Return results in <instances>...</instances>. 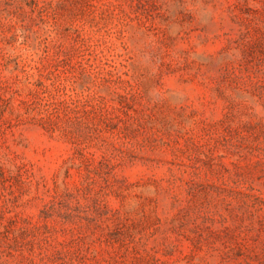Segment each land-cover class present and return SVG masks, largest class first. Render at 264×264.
Wrapping results in <instances>:
<instances>
[{
	"label": "rangeland",
	"instance_id": "obj_1",
	"mask_svg": "<svg viewBox=\"0 0 264 264\" xmlns=\"http://www.w3.org/2000/svg\"><path fill=\"white\" fill-rule=\"evenodd\" d=\"M0 264H264V0H0Z\"/></svg>",
	"mask_w": 264,
	"mask_h": 264
}]
</instances>
